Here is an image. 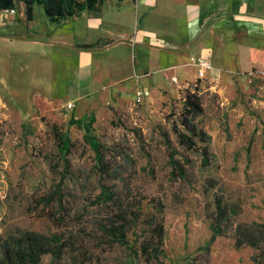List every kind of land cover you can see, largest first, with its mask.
I'll use <instances>...</instances> for the list:
<instances>
[{"label":"rangeland","instance_id":"374dc122","mask_svg":"<svg viewBox=\"0 0 264 264\" xmlns=\"http://www.w3.org/2000/svg\"><path fill=\"white\" fill-rule=\"evenodd\" d=\"M138 1L151 4V21L161 25L162 38L170 40L179 28H187L184 0ZM34 9L35 35L59 26L41 5ZM9 15L0 11V21ZM134 24L131 32L137 29ZM19 26L26 27L22 22ZM6 30L0 23V94L13 105L0 108V259L12 237L38 233L62 239L61 254L54 258L45 253L40 264H144L108 228L124 222L126 238L134 244L158 213L156 204H162L164 243L149 264H255L254 248L234 245L239 224L264 225L263 68L208 72L204 79L191 69L177 82L172 81L175 72L162 69L151 87H108L102 86L105 78L84 80L81 73L72 78L74 69L11 63L16 58L52 59L56 48L47 52L33 44L25 49L4 40L1 32ZM134 54L132 46L130 57ZM168 62L165 56L161 60ZM82 83L93 92L66 107V100L75 97L69 87ZM40 90L56 104L39 102L33 108L37 99L32 98ZM187 91L197 93L203 108L194 124L207 135V159L204 143L195 138L189 149L175 132L180 128L187 133L178 119ZM79 118L83 126L73 123ZM87 126L116 173L103 176L97 170L95 152L84 136ZM59 132L71 141L66 162L58 149ZM172 153L183 174L171 165ZM105 187L113 191L112 200L105 199ZM215 199L227 212L211 241ZM260 231L263 237L264 229ZM259 261L264 264V254Z\"/></svg>","mask_w":264,"mask_h":264},{"label":"crops","instance_id":"0c3cea01","mask_svg":"<svg viewBox=\"0 0 264 264\" xmlns=\"http://www.w3.org/2000/svg\"><path fill=\"white\" fill-rule=\"evenodd\" d=\"M108 1L104 0L96 9L83 10L76 16L52 22L59 26L54 27V31L48 28L40 36L35 35L33 28L34 7L32 18L27 19L25 4L19 2L7 21H0L7 28L5 33L1 32L7 36L3 39L25 49L35 44L45 47L48 52L50 47H55V55L51 56L52 59L47 56L36 60L29 57L30 61L23 58L9 61H17L23 66L32 63L35 68L39 63L62 70L74 69V79L77 73H81L84 80L105 78L108 79L105 82L107 85L102 83V86L126 89L139 87L140 84L151 87L162 69L175 72L172 77H177L176 82L179 75L187 76L185 71L191 69L197 77L191 56L208 57L211 64L206 70V78L208 72L230 73L237 69L264 67V0H184L189 8L188 26L175 31L170 40L162 38L160 24L152 23L150 3L115 0L109 4ZM21 22L26 25L25 28H19ZM126 23L129 27L123 32ZM133 23L137 26L135 32H131ZM132 46L138 52L134 57H130ZM164 56L169 60L166 65L161 64ZM131 67L137 69V73L134 69L135 79ZM84 85L70 86L69 91L75 97L66 102L79 100L93 92V88L89 90ZM38 92L32 98L37 99L32 104L33 108L40 103L56 104L45 90ZM8 105L13 106L0 94V108Z\"/></svg>","mask_w":264,"mask_h":264},{"label":"trees","instance_id":"16d2710c","mask_svg":"<svg viewBox=\"0 0 264 264\" xmlns=\"http://www.w3.org/2000/svg\"><path fill=\"white\" fill-rule=\"evenodd\" d=\"M104 0H0V10L15 7L19 2L25 4L26 17L27 19L32 18V10L34 5H41L44 9V13L49 17L52 22H60L65 18H70L78 15L83 10H92L99 7L101 2ZM88 45H86L87 47ZM203 108L199 102L197 93L187 91L186 96L183 97L182 101V111L178 116L180 124L186 130L187 133L182 132L180 128H176L179 142L182 146H186L189 149L195 145V138L204 143L205 146L202 147V152L205 159L207 153V135L204 134L197 125L194 124V118L196 115L202 113ZM82 118L73 120V123H78L83 126ZM85 139L89 146L95 152V166L99 173L105 176L106 173L118 171V168L108 164L105 148L100 144L98 137L93 134L90 130V126L85 127ZM56 139L58 143L59 151L64 155V161L66 162L65 154L69 150L70 139L63 133H57ZM171 165L174 170L179 171L183 174L182 165L179 163L173 153L170 154ZM105 199L112 200L114 193L108 187H105ZM216 206V216L211 225V241L216 238L220 233V225L226 218V209L222 205L219 199H215ZM158 213L152 214L149 220L148 229H143L141 235L135 236V243H129L126 238V225L124 222L118 223V225H112L108 228L109 233L114 236L115 241L119 244L126 246L128 250L132 252L135 257H142L144 264H149L153 259L158 258V253L164 243L165 237V224L162 214L163 206L162 204H156ZM121 218V215H116ZM124 221V219H121ZM264 225H260L258 222L251 224H239L238 229H236V243L235 247H240L242 245H248L255 249V255L253 260L255 264H260V257L264 254V246L261 248L260 242H264V236L260 229H264ZM147 235V237L145 236ZM61 237L58 235L46 238L38 233L30 234L26 233L19 238L10 239V245H3V256L0 259V264H40L41 257L46 253H50L54 258L61 254ZM136 244V245H135ZM210 244V243H208ZM208 246V245H206ZM262 264V263H261Z\"/></svg>","mask_w":264,"mask_h":264},{"label":"built area","instance_id":"2783aa9c","mask_svg":"<svg viewBox=\"0 0 264 264\" xmlns=\"http://www.w3.org/2000/svg\"><path fill=\"white\" fill-rule=\"evenodd\" d=\"M15 10H16V6L15 7H12V8L4 9V10L2 9L0 11H2L3 13H7V14H13L15 12ZM190 61H191V63L193 65L196 66L198 79H204V78H206V70H207V68L210 67V64H211L209 62V60L207 58H205V57H202V56H200V57H198V56H191L190 57ZM261 71L264 74V67H263V69ZM176 80H177V77H172V81L173 82H176ZM137 94L140 95L141 94V91L138 90L137 91ZM72 105H73L72 102H68L66 104V107L71 108Z\"/></svg>","mask_w":264,"mask_h":264}]
</instances>
